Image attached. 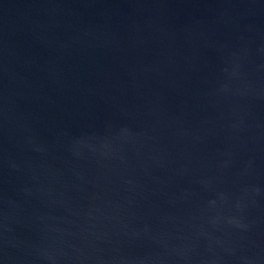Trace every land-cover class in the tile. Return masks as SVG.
<instances>
[{
	"label": "water",
	"instance_id": "water-1",
	"mask_svg": "<svg viewBox=\"0 0 264 264\" xmlns=\"http://www.w3.org/2000/svg\"><path fill=\"white\" fill-rule=\"evenodd\" d=\"M0 264H264V0H0Z\"/></svg>",
	"mask_w": 264,
	"mask_h": 264
}]
</instances>
